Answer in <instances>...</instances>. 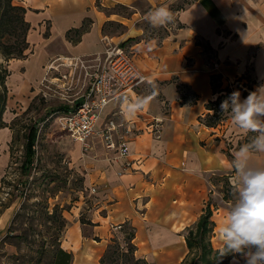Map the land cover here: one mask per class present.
Instances as JSON below:
<instances>
[{
    "label": "crops",
    "instance_id": "0c3cea01",
    "mask_svg": "<svg viewBox=\"0 0 264 264\" xmlns=\"http://www.w3.org/2000/svg\"><path fill=\"white\" fill-rule=\"evenodd\" d=\"M12 3L24 8L28 42L34 46L29 59L12 62L6 84L15 94L21 95L27 86L30 91L38 88L44 74L34 84L25 78L35 55L44 57V73L45 64L53 57L103 53L104 37L116 44L128 41L124 47L132 52L147 79L137 90L112 100L102 114H115L117 122L134 125L126 158L107 155L99 146L84 154L75 142L83 189L93 210L84 223L78 220L68 230L72 264H100L108 236L125 222L135 228L137 258H144L148 264H174L176 258L180 263L188 251L185 229L193 227L209 205L213 176L226 175L233 184L231 162L249 134L237 128L231 117L216 127L204 124L205 116L213 114L206 105L218 96L213 93L210 78L219 75L222 88L238 80L231 90L239 91L241 100L264 85V0ZM160 6L167 7L174 20L154 27L146 16ZM82 28L85 31L77 37L74 31ZM46 30L48 35L44 37ZM213 63H217L215 69ZM144 98L145 105L129 113V105ZM155 121L160 126L158 138L150 133ZM4 130L0 129V187L7 164L2 149L11 139ZM254 160L264 165V154L255 155ZM126 161L131 163L130 168L123 167ZM13 212L9 207L0 215V242ZM218 218L211 219V238L220 249V230L215 226L221 223ZM162 256L170 257L169 262ZM235 259L245 264L241 256ZM229 264H233V258Z\"/></svg>",
    "mask_w": 264,
    "mask_h": 264
},
{
    "label": "rangeland",
    "instance_id": "374dc122",
    "mask_svg": "<svg viewBox=\"0 0 264 264\" xmlns=\"http://www.w3.org/2000/svg\"><path fill=\"white\" fill-rule=\"evenodd\" d=\"M11 6L22 7L12 3V0ZM21 17L25 22L24 14L6 7L5 1L0 0V70L7 75L4 82L7 91L6 101L3 112L1 113L0 110V126H6L3 129L11 138L7 147L2 149L5 150L7 156V164L0 187V215L12 207L14 212L8 227H12L16 234L21 232L23 237L28 236L27 241L12 238L10 243L1 245L0 242V264H20L22 259L16 260L15 256L22 255L26 260L34 254L41 237H34L35 245L31 243L33 230L40 231L42 235L47 236L43 217H36L32 225L30 210L33 204L48 205L50 211L55 205L63 208V216L68 222L61 241L65 250H68L69 242H71L68 230L73 229L72 225L78 220L85 222V218H88L90 211L93 210L92 201L83 189V175L74 154L75 142L65 132L60 131L57 114H54L58 108L64 106V103L60 100H44L37 95L38 88L30 91L29 86L24 88L21 95H17L12 90V86L6 84L13 70L12 62L14 60L26 61L34 53V46L28 42L29 27L26 22L19 21ZM26 26L28 30L25 31ZM42 35L46 37L48 31H44ZM43 60L42 55H35L29 72L26 69V82L34 84L42 77L44 74ZM20 71H24L23 67ZM32 126L37 127L38 136L35 145V160L27 176L22 174L21 165L24 160L26 137ZM212 183L214 187L208 204L212 205V218L219 216L221 223H215L216 230L219 231L234 202L233 184L228 176L222 174H215ZM21 186H25L26 197H23L21 193ZM19 212L24 216L14 222L13 218ZM123 235L125 233L120 234L119 238ZM112 237V235L108 236L107 243H110ZM210 242L214 250H219L216 248V239L211 238ZM182 257H184L183 254ZM161 258L169 262L170 257L162 256ZM176 259L174 264H179L175 262ZM242 263L244 264L240 259L238 264Z\"/></svg>",
    "mask_w": 264,
    "mask_h": 264
},
{
    "label": "built area",
    "instance_id": "2783aa9c",
    "mask_svg": "<svg viewBox=\"0 0 264 264\" xmlns=\"http://www.w3.org/2000/svg\"><path fill=\"white\" fill-rule=\"evenodd\" d=\"M103 42L105 49L101 54L51 58L44 68L37 95L64 103L54 113L59 129L78 143L82 152L94 151L99 146L107 155L124 159L129 154L128 143L135 133L134 125L117 122L115 114H102L112 100L137 90L147 79L128 48L107 37ZM216 67L217 63H213L212 68ZM238 84L235 80L227 87L232 89ZM150 133L159 137L158 121ZM123 167L130 168L131 163L126 161Z\"/></svg>",
    "mask_w": 264,
    "mask_h": 264
},
{
    "label": "trees",
    "instance_id": "16d2710c",
    "mask_svg": "<svg viewBox=\"0 0 264 264\" xmlns=\"http://www.w3.org/2000/svg\"><path fill=\"white\" fill-rule=\"evenodd\" d=\"M5 1L6 7L16 10L22 15L25 10L19 6H11V0H2ZM21 23L23 22V18L19 19ZM28 25V24H27ZM28 27L24 29L28 30ZM152 31L155 29L150 27ZM85 31V28L80 30H75L74 33L78 37L80 34ZM160 32V31H159ZM128 42V41H127ZM127 42L120 43L121 46H125ZM7 75L4 74L0 70V110L1 113L4 110V105L6 101V87L4 85L5 77ZM212 90L214 94H218L217 98L214 101H210L206 106L209 110L213 111V114H207L204 118V124L208 127H216L219 123L231 117L230 110L228 112H222L220 109L221 102L227 98L232 90L227 86L221 87V78L219 75L213 74L210 78ZM6 127L5 125H1V128ZM255 133H249L243 144H246L250 141V139L255 136ZM38 129L35 126L29 128V132L26 137V143L24 146V160L21 165V170L23 175H29L32 169V165L35 160L36 151L35 145L37 142ZM22 187V195L26 197V189L25 186ZM23 211V210H22ZM32 213V225L34 221H36V217H43L44 219V227L47 230L46 235L41 234L40 231L33 230L32 233V241L35 245L34 237H41L39 240V246L34 251L33 255L27 257V259H23L22 255L15 256L16 260L22 259L20 264H72L74 260L73 253L71 251L65 250L61 241L63 235L65 233L66 228L68 227V222L66 218L63 216V208H59L57 205L53 207L50 211L48 205L41 204H33L31 208ZM28 214V212H27ZM26 214V215H27ZM212 210L208 205L204 214L199 218L198 222L193 227H187L185 229V243L187 247V254L183 258V260L179 264H229L230 260L233 258L232 255H228L225 257H220L219 250H214L210 239L212 237V233L214 230V223L211 220L212 218ZM23 214L19 212L13 218L15 222L19 218H23ZM84 223L83 221H80ZM41 226V225H39ZM33 229V227H32ZM125 233L123 237L120 239L119 235ZM26 235V234H25ZM113 237L108 243L107 248L103 255L100 258V264H148V262L144 258H137L135 256L136 246L134 244L135 238V228L131 226L128 222L123 223L119 228L114 230L111 234ZM12 238H17L20 240L27 241L28 236L23 237L21 232L18 234L15 233V230L12 227H8L5 236L1 240V245L6 243H10ZM98 240V238H94ZM120 239V240H119ZM29 243V242H28ZM236 256H240L237 254ZM18 257V258H17Z\"/></svg>",
    "mask_w": 264,
    "mask_h": 264
},
{
    "label": "clouds",
    "instance_id": "9594fccd",
    "mask_svg": "<svg viewBox=\"0 0 264 264\" xmlns=\"http://www.w3.org/2000/svg\"><path fill=\"white\" fill-rule=\"evenodd\" d=\"M146 19L154 26L173 22V13L160 6L147 13ZM240 92L234 91L221 104V111L231 112L233 124L245 134L255 133L250 141L242 145L231 162L234 172V202L220 227V257L239 254L245 264H264V165L255 162L254 157L264 154V85L241 100ZM147 98L130 104L128 111L134 114L140 110Z\"/></svg>",
    "mask_w": 264,
    "mask_h": 264
}]
</instances>
